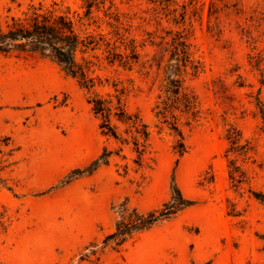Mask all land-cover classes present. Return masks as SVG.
Segmentation results:
<instances>
[{
  "label": "rangeland",
  "instance_id": "rangeland-1",
  "mask_svg": "<svg viewBox=\"0 0 264 264\" xmlns=\"http://www.w3.org/2000/svg\"><path fill=\"white\" fill-rule=\"evenodd\" d=\"M96 1L84 17V0H0L2 30L40 8L82 16L101 37L84 54L89 91L48 57L0 53V264H264V0ZM94 94L145 123L141 154L126 124L102 132ZM104 148L108 162L89 171ZM174 185L183 208L105 241Z\"/></svg>",
  "mask_w": 264,
  "mask_h": 264
},
{
  "label": "trees",
  "instance_id": "trees-1",
  "mask_svg": "<svg viewBox=\"0 0 264 264\" xmlns=\"http://www.w3.org/2000/svg\"><path fill=\"white\" fill-rule=\"evenodd\" d=\"M84 1L86 3L84 17H88L97 1ZM84 17L79 16L75 21L68 14L57 13L53 10H41L40 8H33L31 12L24 13L23 17H11V22L6 29H0V53L30 52L48 57L67 75L77 79L81 87L89 91L96 85V78L91 76L92 66L96 63L85 57L84 54L95 51L101 37L96 39L95 35L81 29L80 26L84 25L82 22ZM186 47V38L183 34L178 33L174 38V49L175 53L182 56L183 60L188 58ZM107 51L106 59L113 62L116 53L111 49ZM78 53H81L80 60L77 58ZM168 83L170 84L168 87L174 95H179V93L181 95L180 80L173 78L169 79ZM89 103L94 114L100 119L99 127L104 134L118 137L117 127L111 122L112 118H115L127 125L125 132L130 134L135 151L141 154L148 139L147 127L137 115L126 111L119 97H116L114 101L112 98L94 94L89 98ZM193 104L194 100L190 97L185 101L184 106L189 110L193 107ZM260 105L263 106L261 103ZM260 113L264 119V109L262 107ZM228 138L231 140V144L237 143L235 137L229 136ZM109 154L110 152L104 148L103 152L89 166V171L94 170L100 164H106ZM172 190L171 198L163 204L160 210L148 212L147 214H138L135 210H132L126 219L122 217L121 221L117 223L115 231L107 235L105 241L111 240L120 245L133 232L146 229L183 208L186 202L179 189L174 185ZM255 196L264 204L263 194Z\"/></svg>",
  "mask_w": 264,
  "mask_h": 264
}]
</instances>
